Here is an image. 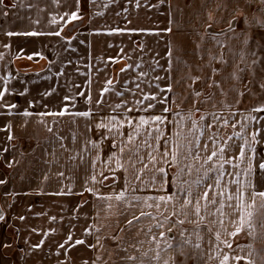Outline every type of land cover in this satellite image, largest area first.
Instances as JSON below:
<instances>
[{
  "label": "rangeland",
  "instance_id": "374dc122",
  "mask_svg": "<svg viewBox=\"0 0 264 264\" xmlns=\"http://www.w3.org/2000/svg\"><path fill=\"white\" fill-rule=\"evenodd\" d=\"M148 1L133 0L132 8L129 6L131 4L130 0H104V2H101V7H104V9L111 8L112 10L100 11L101 20L104 19L106 13L110 12H114L113 16L117 20V32L119 31V33H117L114 41L115 51L107 54L97 52L95 56L97 59L106 58L104 59L106 65L100 68L99 75L96 72H92L91 66L87 63L91 59L88 58L86 52H83L82 56L75 58L70 52L71 46H68V61L69 63L75 61V71L77 75L81 74L83 79H77L75 84L69 81L75 90L68 86L67 95L51 96V102L59 103V107L67 105L69 113L89 111L92 113L91 117L85 118L66 114L64 116H45V119L48 118V120H44L43 117L41 119L35 112L36 120L31 122L30 126L25 127L30 131L29 135H25V138L29 137L30 143L25 149H21L20 146L19 148L17 146L13 147L15 143L13 145L11 143V150L15 152L14 157L7 161L0 159V168L4 169L5 173H9L12 169L18 172L28 168L34 170L36 184H41L46 189L31 193L33 200L30 201V204L37 206L36 211L40 210L38 208L44 205L47 216L49 212L54 214L53 217L55 219L51 218L54 224L64 222L66 215L69 221L72 218L74 220L72 224L66 225L69 226V231L73 238H78V232H75L77 220H81V218L88 219L89 215L87 213L90 214V210H93L95 219L98 220V225L94 227V230H98L97 237H99V240L94 237L95 247L93 248H99L101 255H103V252L110 251L116 264H165V261L168 264H193L195 260H199V262L203 260L204 262V260L211 258V254L212 259L206 264H220L219 260L223 257L222 250L227 247L223 243L217 244L204 239V234L207 233L204 229V223L208 224L216 232V228L219 226V223H217L219 214L224 213V220H226L225 226L220 229V239L232 244L231 249L227 248V254L231 252L230 254L233 255L234 250L237 248L236 243L243 244L244 246L238 249L246 252L250 250L249 245H252V241L248 240L249 236L245 230L235 237L228 235V233L235 231L233 224H231L227 232L228 223L229 221L230 223L235 221V216L239 212H234V209L227 205L228 203L235 205L236 202H229L225 197L223 198L224 207L222 211H218L221 208V198L217 197V204L212 205L211 208H206L204 200H201L199 216L194 213V209L191 207L186 209L188 215L185 216L180 210L183 194L180 195L176 203L174 201L167 205L162 204L158 209L155 207L148 208L143 203L135 207H129V204L125 201L98 199L97 195H112L121 189H127L126 197L129 201H131L133 195L140 196L143 200L145 197L164 195V193L155 191L150 185L145 187L147 181L153 175L152 171L146 170L142 180L135 178L138 174V169L143 168V164L136 163L135 168L132 167L129 162L131 154L128 153L127 149L121 161L124 164V168L114 173L109 171V165L105 161L113 153L119 156V148L112 147V137L103 139L106 131L104 129L97 130L95 124L101 118L113 115L117 116L118 119L121 118L122 114L133 118L144 115L147 118L149 113L133 111L131 114H127L125 108L113 112L112 107L121 103L122 100L128 101L127 107L133 106L132 102L140 97L138 95L133 96L128 89H135V83H141L144 91H155L154 88L149 89L143 81L152 80L156 75L162 77L170 76V80L158 82L161 87H164L167 83L183 77L185 80L183 84L177 86L173 83V91L166 93L169 99L175 101V103L169 105L173 112L165 115L168 116L170 121L178 123H169L167 127L161 125V128L165 137L171 138L173 141L185 144V137L191 139L194 145L193 151L197 150L195 141L199 137V155L201 157L209 155L213 145L208 137L212 132L218 133L219 138L216 140V144L219 146L228 137L234 135L235 132L241 131V129L239 124H237L236 128L231 127L230 124L227 127H222V121H213L210 117L208 121H200L201 115L208 116L209 113L214 112L230 121H240V118L243 117L241 116L242 113H247L245 111L250 112L253 107L264 105V87H262L264 85V28L249 30L244 37L247 40L244 50L231 46L233 45L231 39L229 41H219L222 36L227 35L239 38L237 34L247 27L242 25L243 12L247 14L245 20L248 21L253 19V17L254 19L264 20V11H255L259 7L258 3L253 5L252 11H227L229 13L226 15H223V11H214L215 8H218V3L226 5L225 0H211V4L209 5L208 2L207 6L203 0H163V2L161 0H158V2L153 0L157 3H162L164 11H144L145 14L143 11H136L144 10V8L147 9L150 5H154L147 4ZM191 4L192 6L190 7ZM125 5L127 10L124 8ZM227 5L230 6L229 4ZM204 6L206 7L204 8ZM159 15H163L162 20H159ZM210 16L211 19H209ZM81 17L79 20L68 23L60 32L61 40L70 39L76 32L81 34L93 33L92 31L89 32V28H91L88 26L89 12L85 11ZM144 17L145 21L136 23L135 27L134 23L131 25L126 24L128 23V18L141 20ZM229 22H231V28L235 29V33L230 31ZM156 24H161V26L156 29ZM209 24H211V27L208 26ZM167 29H171V31ZM104 34L106 33L102 35ZM212 36H215L216 39H211ZM226 45L227 47H225ZM169 50L172 52L171 57L168 56ZM221 55L223 59H220ZM85 57H87V60H83ZM157 61L159 62L158 65ZM169 61H171L170 64ZM81 62L84 63L81 64ZM122 68L125 71L122 72ZM168 68L171 69L169 73L162 70ZM153 69L155 70L153 71ZM214 69L215 71H213ZM239 69L240 81L243 86L240 85L239 81L233 79V77H238L237 71ZM142 71L149 73L148 77H140L139 74ZM219 73H223L227 78L226 86L230 90L236 88L234 92L243 93V95L240 94L238 96L240 101L236 106L234 101L237 95L235 96L228 91V88L226 90L227 95L221 96V94L215 92V88L217 89L218 87ZM193 77H199L200 79L192 83ZM109 79L113 81V85H107ZM189 84H191V88L188 87ZM113 86L114 90L104 92L101 97L105 87L113 88ZM195 91L201 93L199 98H194L192 95ZM116 92H122L123 97L117 96ZM80 93H84V95L81 96ZM89 95L92 98L91 103L86 101V97ZM65 96L71 99L65 101ZM177 97H187L188 99L186 102L180 103ZM208 97H211V100L203 103ZM101 98L103 103L97 106L96 101ZM177 103L180 104L179 109L176 107ZM194 103L195 107L199 108L200 111L194 110ZM33 106V109L36 110V104ZM236 110L240 112L239 118L237 117L238 114L235 117L231 116V113L238 112ZM107 111L108 113H106ZM177 111L181 113V116L185 117L189 112H192V120L198 121L200 127H203L208 122H211L214 127L210 130L205 129L204 135L200 137L199 131L193 129L192 120L182 121L181 116L174 114ZM155 112L159 114V106ZM94 113L99 116H94ZM41 120L44 121L43 124L40 123ZM248 126H251L250 123H248ZM259 126L260 128L263 127L261 124ZM48 127H52L53 132H48ZM89 127H91V131L88 130ZM190 129L193 130L190 132ZM9 130L11 131V136L17 139L19 134L16 132L19 127L10 128ZM123 131L128 133L131 129L125 127ZM177 133L181 135L178 137ZM57 134L64 138L63 141L57 139ZM260 134L261 136L264 135V131H261ZM73 135H75V140H73ZM247 135L249 136L250 133ZM5 139L7 140V136H5ZM115 139L117 144H119L121 138L117 136ZM89 140L96 141L98 147H92L91 144L87 143ZM142 140L143 136L138 137L135 144L140 146L139 155L143 156L144 163H147L149 150L144 148ZM151 142L156 144L155 140ZM228 142L233 146H238L235 145V142ZM61 143L64 144L63 148ZM205 143L209 145L207 152L202 150ZM161 144H163V141H161ZM254 146L257 147V145ZM234 151L238 152V147H234ZM257 153H259L260 158H264V143L260 145V150ZM153 154L156 155L158 160L160 159L158 152ZM70 156H75L76 159L72 160ZM97 156H99L98 159ZM133 159L136 158L134 157ZM259 162L260 160L258 159ZM93 163H95V168H93ZM185 164L192 166L191 172H185L180 175L179 168ZM158 166L165 165L160 164ZM111 167H116L115 161H113ZM208 167L209 165L203 163V159L195 160L192 156H187L186 159L181 157L179 166L167 168L168 180L171 181L169 191L175 194L178 186H182L186 190L190 189L194 196L202 193L205 185L213 183V178L216 175L215 172H210L207 177L204 176L205 169ZM152 168L153 165L149 164V169ZM229 168L232 171L230 166L225 165L227 171H229ZM101 171L104 172L108 179L103 180V183H93L90 180L93 174H96L98 181L103 179V177L99 176ZM61 172L64 173L63 177L58 176V173ZM241 178V181H243L244 177L241 176ZM9 179L11 180V177ZM231 179L232 177L226 173L223 183H228ZM183 181L188 183L184 184ZM197 181H200V183L198 184ZM257 182L260 183L259 178H257ZM61 186L62 188L60 189ZM157 186L159 187V185ZM89 187L95 189L97 194L94 195L85 191V188ZM132 188H138L139 190L132 193ZM230 189L235 192L236 186L230 185ZM60 192L64 194H55ZM66 199L68 200V206H66ZM43 201L46 202L42 205ZM109 204H111L110 208ZM61 206H66V208L63 209ZM207 210L211 213L207 212ZM141 211L150 212L152 215L141 216L138 221H134L132 226L129 227L127 221L133 219V216H140ZM173 212L176 215H173ZM168 216L174 222L184 220V223L169 224L164 219V217ZM158 222H162L164 227H156ZM169 227L172 229L170 232L168 231ZM161 232L166 233L164 238H161ZM172 237L175 239H171ZM74 239L71 245H74L77 240L76 238ZM184 241L189 242L184 243ZM168 244H172L173 247L169 248ZM196 245H199V247H196ZM14 248L15 244L12 242L8 247L4 248V253H10ZM128 256H134L136 259L128 260ZM245 258L240 260L241 263H247L249 257Z\"/></svg>",
  "mask_w": 264,
  "mask_h": 264
},
{
  "label": "crops",
  "instance_id": "0c3cea01",
  "mask_svg": "<svg viewBox=\"0 0 264 264\" xmlns=\"http://www.w3.org/2000/svg\"><path fill=\"white\" fill-rule=\"evenodd\" d=\"M203 1L206 6L208 2L209 5L211 4V0ZM101 2H104V0H94V2L93 0H80L78 14L82 16L85 11L89 12L90 19L88 26L91 27L89 28V32L92 31L93 33L81 34L76 32L73 37L65 41L61 40V35H48L47 33L61 32L67 26L69 16H64V13L67 12L70 14L73 11H77L76 0H59L58 3H54V0H3V3L0 4V77L7 79L8 83L6 86L12 93L5 96V102L18 105V108L10 110L11 114L0 115V159L2 161H7L14 157L15 152L11 150V143L12 145L15 143L13 147L17 146V148H19L20 146L21 149H25L28 146L30 143L29 137L25 138V135H29L30 131L25 127L30 126V123L36 120L35 112L60 111L64 106L59 107V103H52L51 96L67 95L68 86L72 87L69 81L75 84L77 79H83V76L81 74L77 75L75 71V61H71V63L68 61V46H71L70 52L75 58L82 56L83 52H86L88 58L91 59L87 61V63L91 66L92 72H96L99 75L101 71L100 68L106 65L104 62L106 58L104 57L102 60L97 59V57H95L97 52L107 54L115 51L116 46H114V41L117 33H119V31L117 32V20L115 16H113L114 12L106 13L104 19L101 20L100 11H112L111 8L104 9V7H101ZM157 2L149 0L147 4L154 5H150L147 9L144 8V10L141 9L136 11H164L162 3ZM225 2L226 5L218 3V8H215L214 11H223V15H226L230 11H252V7L256 3L259 4V7L255 11H264V5L260 3V0H225ZM130 3L129 6L132 8L134 4L133 0H130ZM191 6L192 4L190 7ZM206 6H204V8ZM124 8L127 10L126 5ZM5 12L7 15H5ZM246 15L247 14L243 12L242 25H246L247 27L237 34L239 38L227 35L222 36L219 41H229L231 39V41H233V45L231 46L244 50L246 46L244 37L249 30L264 28V25L259 23L260 20L254 19V17L246 21ZM62 16L63 19H61ZM159 16V20H162L163 15ZM53 19H55V22H53ZM143 21H145V17L141 20L128 18V23L126 24L131 25L134 23L135 27L136 23ZM160 26L161 24H156V29ZM33 31L45 34L37 36L7 35L8 32L25 33ZM103 33L106 34L102 35ZM81 41H83V43H81ZM6 44L10 45V47H5L4 45ZM80 47H82V49H80ZM225 47H227V45ZM36 53H39V55H35ZM29 56H32V59H28ZM83 60H87V57ZM82 63L84 62H81V64ZM70 67L71 69H69ZM239 72L240 69L237 71L238 77H233V79L239 81L240 85L243 86V83L240 81ZM218 79L217 89L214 87L216 90L215 92L223 96L226 94L228 88V86H226L227 78L223 73H219ZM4 86V80H0V90H2ZM25 89H27V94L20 96L18 93ZM72 89L75 90L74 86ZM234 90H236V88L233 90L228 88V91L232 92L235 96L237 95L234 101L236 106L239 104L240 98L238 96L241 93L238 91L234 92ZM49 92L52 93L49 96L42 95L43 93ZM29 101H31L33 105L36 104V110L33 109L34 106L29 107ZM25 109L32 112L34 115L31 117L23 116L22 113ZM0 112H7V110L0 109ZM236 112L239 118V110H236ZM245 112L247 113H242L241 116L255 115L261 118L259 124L250 122L251 126L247 127V132L245 134H249L256 128H260V124L263 125L262 128H264V112ZM106 113H108V111ZM94 116L99 115L94 113ZM243 117L240 118V121L243 120ZM40 118L42 119V117ZM43 119L48 120V118L45 119V116ZM8 125H11L13 129L19 127L16 133L20 136L18 135L17 139L16 137H13L11 140L5 139V136L8 137L11 135ZM22 125L25 126L21 127ZM232 137L233 139L231 142H235V145L242 143V140L239 138L234 135H232ZM259 139L260 143L257 144L256 147L257 152L260 150V145L264 143V135L261 136L260 134ZM16 140H18L17 143ZM5 149H7V151H5ZM257 155L259 159V153H257ZM229 171H231L230 168ZM259 176L260 173L257 172V178H259ZM10 177L11 180L9 179ZM34 177L35 171L29 168L22 169L21 172L12 169L9 173H5V170L0 168V181H2V183H0V215L4 216V219L0 220V264H85L86 261L87 264H116L113 261V254H110V251L103 252V255H101L99 248L90 247V245H94V237L96 238L98 235V230H94V227L98 225V220L95 219L93 210H90V214L87 213L89 215L88 219L81 218V220H77V224L75 225V232H78V238H74L83 240L85 243L73 246L71 245L75 240L73 238L65 244L64 248L59 247L60 244H63L67 240L70 234L69 226L66 224H72L74 220L69 216V221L66 215L64 217V222L54 224L51 221L54 214L49 212V215H46V209L43 205L46 201H43V206L39 207L38 209L40 210L36 211L37 206L30 204V201L33 200V195H31V193L43 191L46 187L41 186V184H36ZM239 179L241 180L242 178L239 177ZM256 186L257 190L264 191V184L257 182ZM61 188L62 186L60 189ZM66 202V206H68L67 199ZM66 206L61 207L65 209ZM208 207L211 208L212 205ZM207 212L211 213L208 210ZM21 216H23L24 219H20ZM238 216L239 213L236 214L235 220H237ZM217 223H219V226H217L216 232H214L208 224L204 223V229L207 231V233L204 234V239L206 241H213L214 243L221 244V240L223 239L218 241L216 239V233H221L220 229L226 224L224 213L219 214ZM231 224H233L234 228L236 227L233 222L230 223L229 221L227 232ZM85 229H88L87 234L85 233ZM244 230L249 236L248 240L252 241L250 250H248V252L240 250L238 248L244 245L236 243L237 248L234 250L233 255L230 254L231 252L228 255L230 257H249L248 260L254 261L255 264H264V260L261 259V257H264V227H261L260 223L254 220V227L250 229L245 225ZM249 233H251V235ZM12 242H14L15 248L10 253L5 254V245H10ZM36 245H39V247H35ZM249 252L252 253L251 256H249ZM222 253L223 255L227 254L228 249L223 248ZM211 259L212 254L211 258L204 260V262L203 260L200 262L199 260H195L193 264H206V262H210ZM229 264H237V262L230 259ZM239 264L243 263L239 261Z\"/></svg>",
  "mask_w": 264,
  "mask_h": 264
},
{
  "label": "snow or ice",
  "instance_id": "6c2138e0",
  "mask_svg": "<svg viewBox=\"0 0 264 264\" xmlns=\"http://www.w3.org/2000/svg\"><path fill=\"white\" fill-rule=\"evenodd\" d=\"M59 0H54V3H58ZM94 2V0H93ZM163 2V0H161ZM3 3V0H0V4ZM260 3L264 5V0H260ZM79 4L80 0H76L77 5V11H73L70 14L64 13V16H69V20L67 23H71L72 21L79 20L82 17L78 14L79 12ZM5 15L7 13L5 12ZM63 19V16L61 17ZM211 19V16L209 17ZM53 22H55V19H53ZM230 23V31L235 33V29L231 28V22ZM259 23L261 25H264V20H260ZM211 27V24L208 25ZM168 31H171V29H167ZM45 33H39V32H25V33H14V32H8V36L13 35H26V36H37V35H44ZM48 35H56L60 36V32H54V33H47ZM211 39L215 40L216 37L212 36ZM83 43V41H81ZM244 43H247V40L244 41ZM5 47H10V45H4ZM35 55H39V53H36ZM172 52L169 50L168 56L171 57ZM28 59H32V56H29ZM220 59H223V56L221 55ZM171 61H169V64ZM255 63V61H253ZM159 62L157 61V65ZM131 67V66H129ZM155 69H153L154 71ZM166 73H169L171 71L170 68L168 69H162ZM121 71H125V69H121ZM215 71V69L213 70ZM140 77H148L149 73L147 72H140ZM170 76H159L156 75L152 80H146L143 81L146 83L147 87L149 89L154 88L155 91H144V88L141 87V83H135V89H128V91H131L133 96H139V99H135L132 104V107H127L128 101L122 100L121 103L116 104L112 107V111L116 112L121 108L126 109L127 114H131L133 111L139 113H149L147 118L144 115H139L138 117H130L129 115H121V118H117V116H108L105 118H101L99 122L95 124V128L97 130L104 129L106 131V135L103 137V139H108L109 137L113 138L112 147L113 148H119V156L116 153H113L111 156L108 157L107 163L109 165L108 170L111 172H116L117 170L124 168V164L121 162L122 158L125 154V151L127 149L128 153L131 155L129 156V162L131 163L132 167L135 168L136 163H142L143 168L138 169V174L136 175L137 180H142L145 171H152L153 175L149 178L147 181L145 187L150 185L155 191L157 192H163L164 195H157V196H148L142 198L140 196L133 195L131 201H129L126 197L127 189H121L119 192L114 193L112 195H97L98 199L101 200H107L111 201L112 199H115L116 201H125L129 204V207H135L140 203H143L148 208H159L162 204L167 205L169 203H172L174 201H177L180 198V195L183 194V202L180 205L181 212L187 216L188 212L186 209L189 207L194 209V213L199 216L201 208H200V201H205V207L207 208L209 205H216L217 204V197L221 198V208L218 209V211H222L224 205H223V198L226 197L227 201H235V205L232 203H228V207L233 208L234 212H239V216L237 220L233 221V223L236 225L235 231L228 233V235L235 237L240 232L244 231L245 225L248 226V228L254 227V220L258 221L260 223L261 227H264V191L257 190L256 181H257V172L260 173L259 181L261 184H264V158H259L260 162L257 164V149L254 145H257L260 143V133L261 131H264V128H256L254 131L250 133V139L249 136L246 133L248 123L250 122H256L257 124L260 123L259 117L255 115L250 116H244L242 121H236L232 120L230 121L227 118H224L214 112L209 113L208 116L201 115L200 121H208L209 117L213 121L220 122L222 121V127H227L229 124L231 127L236 128L237 124H239L241 131L235 132L234 136L242 140V143L238 146H233L228 141H231L233 139L232 136L228 137L227 140L223 141L222 145H217L216 140L219 138L218 133L212 132L211 135L208 137V139L212 142V150L209 155L206 157H201L199 155V137L195 141V147L197 148L196 151H193V141L191 139H188V137H185V144L179 143L177 141L171 140V138H166L163 132V129L161 128V125L164 127H167L169 123L177 124L176 121H170L168 116L165 115L166 113H172L173 110L169 106L171 103H175V101H171L169 97L166 95V93H170L173 91V83H175L177 86L183 84L185 82L184 78L181 77L178 80H175L173 82L167 83L164 87H161V84L158 83L162 80H170ZM199 77H193L192 83H195L197 80H199ZM0 80H4V87L2 90H0V109H5L7 112H0V115L4 114H11V109L18 108V105L15 103H7L5 102V96L8 94H12L9 90V88L6 86L8 81L4 77H0ZM215 83V82H214ZM107 85H113V81L109 79L107 81ZM218 86V85H217ZM189 88H191V84L188 85ZM264 87V85H262ZM114 90L113 88L105 87L101 93V97L103 96L104 92H108ZM20 96H24L27 94V89H25L22 92L18 93ZM52 93H43L42 95L49 96ZM81 96L84 95V93H80ZM117 96L123 97L122 92H116ZM194 98H199L201 93L199 91H195L192 93ZM243 95V93H241ZM71 98L68 96L64 97L65 101H69ZM178 100H180V103H184L187 101V97L180 98L177 97ZM91 96L86 97V101L88 103H91ZM209 100H211V97H208L203 101V103H207ZM147 102V103H145ZM103 103L102 98L98 99L96 101L97 106H100ZM33 104L31 101H29V107H32ZM160 107L159 114H156L155 110L157 107ZM177 109H179L180 104L177 103L176 105ZM230 107V106H229ZM193 108L195 111H200L199 108L195 107V103L193 104ZM251 112L254 113H261L264 112V105H259L256 107H253ZM25 117H31L34 114L27 109L24 110L22 113ZM66 114L74 115V116H82L85 118H90L92 113L89 111L84 112H75V113H69L68 112V106L65 105L64 108H62L58 112H51V111H45L41 113H37L36 115L40 117L44 116H64ZM175 115L181 116V113L179 111L174 113ZM238 113H231L232 117H235ZM242 115V114H241ZM181 120H192V112H189V114L185 116H181ZM40 123H44L43 120L40 121ZM193 129H197L199 131V136L202 137L204 135L205 129H212L214 125L211 122L205 123L203 127L199 126V122L196 120H192ZM25 125H22V127ZM127 127L131 129L130 132L125 133L123 129ZM11 128V125H8V129ZM193 129H190L191 132ZM91 131V127L88 129ZM48 132H53L52 127L47 128ZM178 137L181 135L180 133L176 134ZM119 136L121 139L119 141V144L116 142V137ZM143 136L142 144L144 148L148 151V162L144 163V157L139 155L140 153V146L135 144V141L138 137ZM7 139L11 140L13 137L9 135ZM57 139L60 141H63V137L59 136L57 134ZM222 139V138H220ZM73 140H75V135H73ZM155 140L156 144H153L151 141ZM161 141H163V144H161ZM87 143L91 144L92 147H98V144L96 141L89 140ZM61 147H64V144L61 143ZM234 147L239 148V152L236 153L234 151ZM209 148V145L205 143L203 145V151L207 152ZM163 149V150H161ZM7 151V149H5ZM158 152L160 155V159L158 160L156 155L153 153ZM231 153V155H229ZM187 156H192L195 160H201L203 159V163L205 165H209L207 169H205L204 176H208L210 172H215L216 175L213 178V183L206 184L205 190L197 195H193L190 189H185L182 186H178L177 192L173 194L169 191V187L171 185V181L168 180V167H174L179 166L181 157L184 159L187 158ZM136 159H133V158ZM99 156H97V159ZM215 158V159H214ZM70 159L75 160V156H70ZM81 159H83L81 157ZM113 161H115L116 167H111ZM149 164L153 165L152 169H149ZM160 164H163L165 166H158ZM225 165H229L233 171H227L225 169ZM203 167V165H201ZM93 168H95V163H93ZM192 166L190 164H185L183 167L179 168V174L182 175L185 172H191ZM227 173L228 176L232 177L228 183H223L225 174ZM64 173H58V176L63 177ZM99 176L103 177L102 180H97L96 174H93L90 177V180L93 183H103V180L108 179L107 176L104 175V172H99ZM243 176L244 180L241 181L239 177ZM47 179V177H45ZM2 183V181H0ZM184 184H187V181H183ZM199 184L200 181H197ZM159 185V187L157 186ZM230 185H235L236 190L235 192H232L230 189ZM139 189L138 188H132L131 192L135 193ZM85 191L91 192L94 195H96V190L89 187L85 188ZM211 193V197H210ZM57 195L64 194L63 192L55 193ZM82 194V193H81ZM195 201V203H194ZM259 201V203H258ZM111 207V204H109V208ZM152 214L150 212H140V216H133V219H129L127 221V225L129 227L132 226L134 221H138L141 216H151ZM173 215H176L175 212H173ZM154 218V217H153ZM4 216L0 215V220H3ZM20 219H24L23 216L20 217ZM54 220L55 217H52ZM166 221H168L169 224L173 223H179L183 224L184 220H178V221H172L171 217H164ZM203 219V217H201ZM222 223V222H221ZM156 227H164V224L162 222H158L156 224ZM172 229L171 227L168 228V231L170 232ZM85 233H88V229H85ZM251 235V233H249ZM161 238H164L166 236L165 232L160 233ZM73 239L72 235L69 234L67 237V240L60 244V248H64L65 244H67L69 241ZM155 239V237H153ZM171 239H175L172 237ZM216 239L220 240V234L219 232L216 233ZM97 240H99V237H97ZM189 241H184V243H188ZM42 243V242H41ZM85 241L83 240H76L75 245H81L84 244ZM227 248L231 249L232 244L228 241H221ZM73 245V246H75ZM9 245H5V247H8ZM35 247H39V245H36ZM90 247H95V245H90ZM168 247H173L172 244H168ZM196 247H199V245H196ZM251 248V245H249ZM58 254V253H57ZM252 253L249 252V256H251ZM128 260H135L136 257L134 256H128ZM235 260L237 264H239V261L242 259H246L245 257L241 256H234L230 257L228 254H224L222 259H220V264H229V260ZM262 260H264V257H261ZM87 264V261L85 262ZM165 264H168L167 261H165ZM247 264H255L252 260H247Z\"/></svg>",
  "mask_w": 264,
  "mask_h": 264
}]
</instances>
